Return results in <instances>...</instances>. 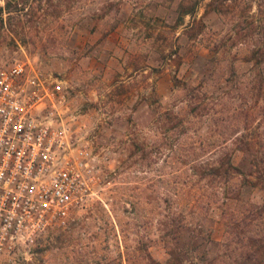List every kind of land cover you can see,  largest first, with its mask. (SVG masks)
Wrapping results in <instances>:
<instances>
[{"label": "rangeland", "instance_id": "374dc122", "mask_svg": "<svg viewBox=\"0 0 264 264\" xmlns=\"http://www.w3.org/2000/svg\"><path fill=\"white\" fill-rule=\"evenodd\" d=\"M177 1L0 0V67L28 59L62 79L100 177L64 224L0 264H100L138 240L173 264L160 221L182 211L184 264H264V186L243 174L250 152L264 164V0H202L181 17ZM217 143L243 172L226 184L200 174Z\"/></svg>", "mask_w": 264, "mask_h": 264}, {"label": "built area", "instance_id": "2783aa9c", "mask_svg": "<svg viewBox=\"0 0 264 264\" xmlns=\"http://www.w3.org/2000/svg\"><path fill=\"white\" fill-rule=\"evenodd\" d=\"M62 79L28 59L0 67V252L65 223L97 189L96 153L75 141Z\"/></svg>", "mask_w": 264, "mask_h": 264}, {"label": "trees", "instance_id": "16d2710c", "mask_svg": "<svg viewBox=\"0 0 264 264\" xmlns=\"http://www.w3.org/2000/svg\"><path fill=\"white\" fill-rule=\"evenodd\" d=\"M201 1L202 0H178L177 1L178 17H181L182 15L185 14L194 13ZM213 1L214 0H209L208 3L210 4ZM103 14L104 13H100L99 15V13H95L97 18H102L104 16ZM202 92L204 93V90H202ZM237 140L240 141L241 139L237 138ZM249 144L250 141L247 142V145ZM218 146H220L219 143H217V148L213 151V155L211 156L210 160H208L209 158L206 159L205 157L204 158L202 157V159L200 160V165H201L200 174L201 176H206V175H210L212 177L217 176L218 178H220L219 182L226 184L227 182H229L230 172L233 169H234L233 172L234 171H239L241 173L243 172L236 164L233 163L231 152L226 150L228 149L227 146L222 145V147L219 149ZM194 151H196V146H193V148L191 149V152ZM249 154H251V158H250L251 169H249V172H245L243 174L247 177V180L250 181L251 183H259L260 185L264 186V164L260 165L259 156H256L252 152H250ZM194 160L195 158H193V162ZM218 192L219 193L222 192L220 190V185L218 191L216 192V202H219V198L217 197L219 195ZM166 204L168 205V207H171L173 205L176 206V208L179 211L182 206L181 202H179L176 199L174 201L167 200ZM184 204L185 203H183V205ZM169 210L171 211V209ZM177 217L170 214L168 216V220L160 221V223L163 224V226H165V231L160 235L165 242V247L169 254V257L173 258V261H171V263L184 264L183 258L188 254L189 250H191V247L190 245L189 246L186 245L182 231L191 228L190 226L191 221L189 220V217L186 214H184L183 211L178 212ZM122 230L123 229L120 230L121 235L123 232ZM64 236H69V233L63 235L62 237L64 238ZM196 248L197 247H195V245L194 247H192L193 250H196ZM25 264H33V263L25 262ZM100 264H164V263L159 261L149 253L147 243L143 242L142 240H138L137 245L134 248H132V250H129L126 243H124L123 249L121 248L117 249L116 257L113 258L107 257ZM191 264H205V263L196 262ZM206 264H210V263L207 262Z\"/></svg>", "mask_w": 264, "mask_h": 264}]
</instances>
